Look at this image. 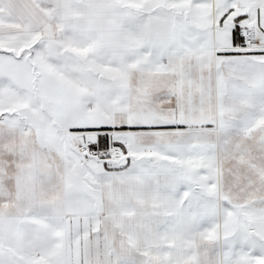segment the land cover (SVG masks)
<instances>
[{
  "label": "snow or ice",
  "instance_id": "6c2138e0",
  "mask_svg": "<svg viewBox=\"0 0 264 264\" xmlns=\"http://www.w3.org/2000/svg\"><path fill=\"white\" fill-rule=\"evenodd\" d=\"M0 264H264V0H0Z\"/></svg>",
  "mask_w": 264,
  "mask_h": 264
}]
</instances>
